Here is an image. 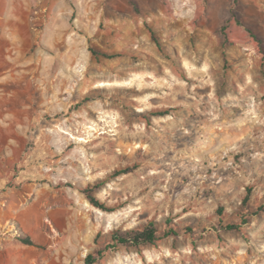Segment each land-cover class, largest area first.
<instances>
[{"label":"rangeland","instance_id":"rangeland-1","mask_svg":"<svg viewBox=\"0 0 264 264\" xmlns=\"http://www.w3.org/2000/svg\"><path fill=\"white\" fill-rule=\"evenodd\" d=\"M31 3L50 44L30 49V124L1 169L10 264H85L112 231L167 218L178 236L95 264H264V0ZM97 182L113 212L80 191ZM219 208L248 224L221 230Z\"/></svg>","mask_w":264,"mask_h":264},{"label":"crops","instance_id":"crops-1","mask_svg":"<svg viewBox=\"0 0 264 264\" xmlns=\"http://www.w3.org/2000/svg\"><path fill=\"white\" fill-rule=\"evenodd\" d=\"M31 2L0 0V192L8 181V177L2 176L1 169L8 167V160L13 155L12 130L16 126L30 124V49L38 42L50 44L47 33L41 37L43 31L32 26ZM15 90L20 96L18 100L11 97ZM15 112L20 114L19 118H15ZM6 241L0 238V242ZM12 261L13 253L0 249V264H10Z\"/></svg>","mask_w":264,"mask_h":264},{"label":"trees","instance_id":"trees-1","mask_svg":"<svg viewBox=\"0 0 264 264\" xmlns=\"http://www.w3.org/2000/svg\"><path fill=\"white\" fill-rule=\"evenodd\" d=\"M252 34L251 31H249ZM151 36L153 40L157 43L158 39L156 38L154 32L151 31ZM254 39L257 37L253 36ZM90 52L94 55H98V53L89 48ZM106 58H114L112 55H104ZM169 110L165 111H156L154 116H168L170 113ZM132 171V168L118 170L115 171V178L120 177L124 174H127ZM103 185L102 182H97L93 185H88L87 187H81L80 191L87 197L89 202L96 208L104 211V212H113L114 209H111L106 203L101 202L96 196L97 190ZM250 196H246L243 201L246 204V207H249ZM263 209H258L260 212H264ZM219 218V228L226 232H241L242 227L248 224V215L243 214V220L240 224H225L223 219V208L218 209ZM218 228V227H217ZM180 230L179 224L174 223L172 218H167L163 221V223H158L156 221H150L142 227H137L133 229H119L116 231H112L109 236V243L105 246L104 252L97 253V256L103 257V253L106 251H117L120 247L131 246V247H143L147 245H155L157 242L167 239L171 236H178V232ZM185 231L191 232L192 229L188 226ZM99 236V235H98ZM97 236V237H98ZM96 237V239H97ZM95 239V242H96ZM21 242L27 246H34V242L30 237L21 238ZM97 256L93 254H89L86 257L85 264H95L97 262Z\"/></svg>","mask_w":264,"mask_h":264}]
</instances>
